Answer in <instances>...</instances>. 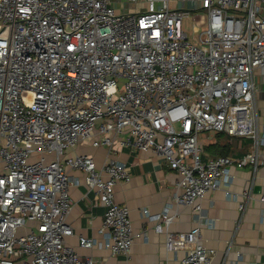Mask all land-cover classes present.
<instances>
[{
	"label": "built area",
	"instance_id": "2783aa9c",
	"mask_svg": "<svg viewBox=\"0 0 264 264\" xmlns=\"http://www.w3.org/2000/svg\"><path fill=\"white\" fill-rule=\"evenodd\" d=\"M126 5L137 9L123 13ZM260 80L264 0H0V264H101L65 242L70 170L85 174L105 208L100 231L112 255L130 258L146 233L115 201L116 185L132 177L113 158L118 147L151 151L179 173L173 203L190 206L199 225L174 233L178 213L143 212L168 253L185 252L180 264H212L202 201L230 185V167L264 166ZM220 133L249 149L205 159L204 138ZM85 143L106 148L102 167L77 152ZM242 197L243 212L251 190ZM79 245L95 241L80 236Z\"/></svg>",
	"mask_w": 264,
	"mask_h": 264
},
{
	"label": "crops",
	"instance_id": "0c3cea01",
	"mask_svg": "<svg viewBox=\"0 0 264 264\" xmlns=\"http://www.w3.org/2000/svg\"><path fill=\"white\" fill-rule=\"evenodd\" d=\"M256 100L259 120L264 125L263 80H260ZM215 138H204L205 159L217 157L213 144L219 142L224 145ZM227 142L232 144V149L230 155L226 156L240 158L249 149V141L245 139L234 141L229 138ZM77 152L92 155L98 168L104 164L107 154L106 148H93L88 143L78 146ZM113 158L128 165L132 175L130 182L116 185L115 201L129 208L135 232H144L146 235L136 238L130 258L126 255H112L107 246L109 236L100 231L105 208L97 203L95 193L88 190L85 174L70 170L76 180L70 188L74 205L68 217L73 235L65 239L66 244L74 247L81 256H90L101 264H180L185 252L168 253L165 233H157L155 221L143 212L148 210L151 215L178 213L170 226L174 233L186 234L199 225L198 215L190 206L177 207L173 203V194L180 180L179 173L151 151H132L128 147H118V154ZM229 173L233 176L230 185L223 184L222 189L208 191L202 201V244L216 250L212 264H264V202L259 201L264 195V166L256 174H253L250 166H233L229 168ZM225 189L234 197H229ZM246 190H251L253 198L246 201L242 212L240 204L245 202L242 194ZM34 225V222L29 223L30 227ZM20 232L25 233V230ZM80 236L92 238L95 245L82 248L79 245Z\"/></svg>",
	"mask_w": 264,
	"mask_h": 264
},
{
	"label": "rangeland",
	"instance_id": "374dc122",
	"mask_svg": "<svg viewBox=\"0 0 264 264\" xmlns=\"http://www.w3.org/2000/svg\"><path fill=\"white\" fill-rule=\"evenodd\" d=\"M172 6L175 7V3L172 4ZM119 9H120L123 13H126V14H127V13H134L135 10H136L137 8L134 7V6H127V5H126V7L119 6ZM186 23H187V24H186V28H187L188 32L191 33V32H192V23H191L190 21H187ZM229 138H230V137L227 136L226 134H224V133H220V134L218 135V137H216L215 139H216L217 141L222 142V143H226V142L228 141ZM233 139H234V141H237V140H238V138H233Z\"/></svg>",
	"mask_w": 264,
	"mask_h": 264
},
{
	"label": "trees",
	"instance_id": "16d2710c",
	"mask_svg": "<svg viewBox=\"0 0 264 264\" xmlns=\"http://www.w3.org/2000/svg\"><path fill=\"white\" fill-rule=\"evenodd\" d=\"M213 145H215L214 152L216 153V156H226V155H230L231 149H232L231 148L232 144H229L228 142H226V143H224V145H222L219 142H216Z\"/></svg>",
	"mask_w": 264,
	"mask_h": 264
}]
</instances>
